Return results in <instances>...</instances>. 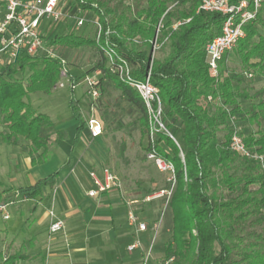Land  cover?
Masks as SVG:
<instances>
[{"label": "trees", "instance_id": "1", "mask_svg": "<svg viewBox=\"0 0 264 264\" xmlns=\"http://www.w3.org/2000/svg\"><path fill=\"white\" fill-rule=\"evenodd\" d=\"M71 1L81 14L96 16L99 32L95 38L57 35L47 44L97 49L101 61L92 71L111 80L139 111L146 134L148 111L130 83H143L147 76L163 107L162 123L175 139L159 132L153 143L154 152L172 164L175 179L167 204L171 237L163 248L165 264H264V176L258 164L228 150L230 131L223 143L217 140L219 130L231 118H246L252 112L247 121L264 122V101L252 105L250 111L240 108V100L246 95L238 91L230 76L223 74L225 56L230 51L219 62L218 76L208 74L205 47L219 35L223 17L197 12L202 0H143V7L141 2L133 6L126 0ZM228 1L238 4L249 0ZM256 26L264 30V4L255 19L243 26L244 36L233 51L244 68L264 76V37ZM165 45L168 54L157 59L153 48ZM250 60L257 62L251 64ZM60 68L57 58L30 56L22 50L0 67V142L16 145L20 138L28 141L32 165L47 159L51 136L46 130L52 122L47 115L36 112L30 96L50 95L59 82ZM207 99L210 102L204 106L202 102ZM152 107H156L155 102ZM70 109L78 121L74 148L86 122L72 99ZM55 135V140L64 138L63 132ZM243 139L248 149L264 155V126ZM40 150L34 159L33 154ZM70 164L71 155L64 168ZM57 175L55 172L29 187L0 183V205L14 204L18 198L42 199V188H52Z\"/></svg>", "mask_w": 264, "mask_h": 264}, {"label": "rangeland", "instance_id": "2", "mask_svg": "<svg viewBox=\"0 0 264 264\" xmlns=\"http://www.w3.org/2000/svg\"><path fill=\"white\" fill-rule=\"evenodd\" d=\"M145 6L143 0H126V4L135 6V3H140ZM61 7L66 11L65 16L58 22H49L43 20L41 24V35L44 41V48L42 55H53L66 62V70L68 71L71 80L77 84L74 92L68 89L69 83L63 80V87L53 90L50 95H40L30 97V101L35 103L33 105L37 113L49 115L54 121H64L74 119L73 113L69 110L67 103L70 102L71 97L75 100L76 106L79 108L80 114L85 120L94 118L102 123V132L100 140L92 139L85 132L82 136L81 142L77 148L80 153L76 157V166L82 165L86 171L100 172L98 167L102 170L107 169L114 173L121 182V190L117 191L123 200L125 197L129 199H136L139 201L138 206L146 205V208H153L156 210L158 220V232L162 234V239L165 243L170 241L171 237V213L168 207L170 194L174 190L175 184L168 182V175L161 173L154 164L147 159L148 136L142 129L140 124L139 111L129 104L121 93L114 87V84L109 79H103L102 73L99 71H92L94 66L101 61L100 54L97 49L93 47H81L78 49H69L63 46H50L47 41L54 36L75 34L87 38H95L97 31V18L91 13H82L78 17L85 20L86 23L78 28L75 25V8L76 5L71 0H61ZM70 8V9H69ZM4 16V8L0 4V22ZM256 30L264 37V30L256 26ZM257 42V38L253 39ZM236 46L225 56L224 62V76H230L233 84L238 86V91L246 95L240 100V108L243 112L250 111V107L257 102L264 101V76H261L253 69H246L241 64L240 59L234 54ZM154 56L157 59H163L169 52L168 45L164 47L155 46ZM8 54L2 53L0 55V67L9 61ZM257 60H250L251 64L256 63ZM251 75V76H249ZM85 76L93 81H97L100 85L99 99L93 101L87 95L88 86L83 80ZM20 78V75H17ZM70 97V98H69ZM38 98V100H37ZM72 98V99H73ZM69 99V100H68ZM210 102V99L203 101L205 106ZM253 113L244 116H237L231 122L228 121L226 127L221 128L217 134L218 143L224 142V136L235 126L239 132L244 136L248 133L256 132L260 127L264 126V122L247 121ZM68 139L59 142L57 155L49 169L54 171L57 161L65 160L71 144L74 140V129L66 128ZM2 129L0 128V132ZM46 132L51 136V144L55 143L53 128L47 129ZM179 140V138H176ZM91 153V157L87 155ZM9 153L4 151V147H0V157L2 160L6 158ZM89 159V160H88ZM89 161L87 165H83L84 161ZM237 164V162H235ZM56 167V168H55ZM75 170L72 168L70 174L73 175ZM19 185H23L22 183ZM17 187H19L17 185ZM2 191V187H0ZM227 198L226 191H223ZM148 197H154L150 202L145 201ZM229 198V197H228ZM124 201V200H123ZM24 201L18 200L14 204H9L6 207L5 213L8 214L9 220L3 219V214L0 213V243L5 233V228L9 231L19 232V214L20 204ZM153 218H151L152 220ZM155 222V221H154ZM149 224V223H147ZM158 245L162 246V241L158 240ZM1 245V244H0ZM163 245V246H164ZM162 246V248H163ZM13 248V247H12ZM11 250V249H10ZM12 252V251H11ZM5 253H8L5 250ZM155 253L157 251L155 250ZM9 254V253H8ZM6 255V254H5ZM154 255V254H153ZM152 255V257H154ZM7 256V255H6ZM149 264H165L163 255L161 257L155 256L154 261H149Z\"/></svg>", "mask_w": 264, "mask_h": 264}, {"label": "crops", "instance_id": "3", "mask_svg": "<svg viewBox=\"0 0 264 264\" xmlns=\"http://www.w3.org/2000/svg\"><path fill=\"white\" fill-rule=\"evenodd\" d=\"M40 95L34 94L30 97H35L33 100H36L37 96L41 97ZM33 102L32 105L35 104ZM67 106L71 110L70 102ZM47 116L52 122L50 128H53L55 143L49 146L45 162L31 164L30 143L23 138H20L16 145H5L0 142V147L3 146L4 151L9 153L4 160L0 158V183L4 186L29 187L58 172L53 187L47 185L42 188V199L18 198L24 201L17 212L20 230L9 231L5 228L0 243V258L5 254L8 257L19 255L28 264H141L142 250L127 251L128 246L136 240L141 243L143 251H150L147 264L154 261L155 256L161 257L164 248L162 234L158 231L136 233L127 221L129 213L133 212L139 221L150 226L158 219L156 210L146 208V205L138 206L139 201L136 199L125 197L123 201L115 190L95 197L88 196V192L95 189L90 178L91 172L86 171L82 165L76 166V157L80 155L76 150L87 127L80 134L76 147L73 148V143L71 144L66 159L57 161L58 168L55 167L54 171H52L54 167L49 169L56 158L59 142L68 139L65 129L69 127L76 133L78 121L75 118L66 122L54 121ZM56 132H63L64 138L55 140ZM101 135L94 139L100 140ZM40 153L41 150L33 154V158L37 159ZM69 155L71 164L64 168ZM87 156L91 157V153ZM88 162L85 160L83 165H87ZM72 168L75 173L68 175ZM98 170L100 172L96 175L101 177V168L98 167ZM21 183L23 185H19ZM51 210L64 222L63 229L53 234L49 233ZM159 239L163 248L157 243ZM5 250L9 254L5 253Z\"/></svg>", "mask_w": 264, "mask_h": 264}, {"label": "built area", "instance_id": "4", "mask_svg": "<svg viewBox=\"0 0 264 264\" xmlns=\"http://www.w3.org/2000/svg\"><path fill=\"white\" fill-rule=\"evenodd\" d=\"M0 4L4 8V16L0 22V55L2 53L8 54L10 59L8 62L12 61L21 50L30 56L41 55L44 48V41L41 35L43 20H48L52 23L58 22L66 14V11L60 5L61 0H0ZM263 4L264 0L240 1L238 4H231L228 0H202L197 12L217 13L223 17L219 35L214 37L205 47V63L210 77L215 78L218 76L219 62L244 36L243 26L255 19L258 10ZM80 14L78 8H75V12L72 14L75 16V25L78 28L86 23L85 20L78 17ZM97 31L99 32L98 24ZM47 56L54 57L51 54ZM56 58L60 61L61 68L59 82L54 88L63 87V80H66L69 83L68 89L74 92L77 84L71 80L66 70V62L61 58ZM84 81L88 86L87 95L93 101L99 99V83L89 77H85ZM130 86L136 89L142 97L150 118L147 138L148 146L151 145V149L147 151L146 157L161 173L169 176V183L175 184L172 164L159 157L153 149L155 136L159 132H164L175 141L162 123L163 107L160 103L158 92L149 84L147 76L143 83L134 82L130 83ZM153 102L156 103L155 108L152 107ZM233 120L234 118L230 119L231 122ZM86 127L89 136L93 139L99 137L102 133L101 123L94 118H89L86 121ZM228 150L258 164L260 173L264 176V155L248 149L244 143L243 136L235 126L230 129ZM90 178L95 189L88 192L89 197H95L98 194L112 190H121L119 178L107 169L102 170L101 177L91 172ZM153 198L148 197L145 201L150 202ZM6 207L7 205H0V213L3 214L4 220L9 219L8 214L5 213ZM49 217L51 219L49 233L53 234L61 231L64 227V222L58 219L52 210L49 212ZM127 221L135 229L136 233H145L147 231L156 233L159 229L158 220L147 226L139 221L133 212L129 213ZM135 249L142 250L141 264H147L150 251H143L142 245L138 240L128 246L127 251L132 252ZM0 264L28 263L23 259L11 261L8 256L3 255L0 258Z\"/></svg>", "mask_w": 264, "mask_h": 264}]
</instances>
